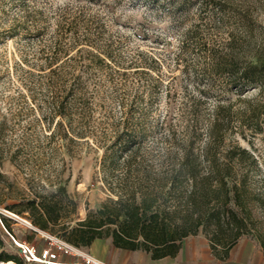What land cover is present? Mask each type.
Listing matches in <instances>:
<instances>
[{
  "label": "trees",
  "instance_id": "16d2710c",
  "mask_svg": "<svg viewBox=\"0 0 264 264\" xmlns=\"http://www.w3.org/2000/svg\"><path fill=\"white\" fill-rule=\"evenodd\" d=\"M93 43L89 36L74 38L77 46L72 58L78 72L71 84L63 78L54 101L58 119L54 125L49 121L45 137L54 153L61 148L71 152L81 141L95 140L104 151L101 170L107 198L78 220V201L56 176L47 178L48 182L32 181L29 191L15 196L13 202L0 199V204L26 217L32 230L61 235L79 247L112 235L115 246L144 249L153 258H162L176 255L188 235L203 231L216 255L227 257L249 231V173L243 163L253 157L248 148L227 143V138L246 127L264 129V52L250 57L245 45L234 38L210 48L206 69L225 74L231 84L214 97L205 87L189 91L178 112L152 116L149 103L158 96L163 77L136 60L131 62L135 65L121 66L111 50L94 49ZM68 64L58 65L64 70ZM93 67L106 70L114 83L130 76L137 80L134 92L121 95V115H108V125L100 127L91 122L95 93L84 76ZM232 86L235 100L228 96ZM250 89H257L256 94L250 96ZM8 151L0 142V196L7 181L1 163ZM20 152L18 148L9 158L24 167ZM0 217L13 234L9 218L2 211ZM9 238L0 223V262L28 264L6 251Z\"/></svg>",
  "mask_w": 264,
  "mask_h": 264
},
{
  "label": "rangeland",
  "instance_id": "374dc122",
  "mask_svg": "<svg viewBox=\"0 0 264 264\" xmlns=\"http://www.w3.org/2000/svg\"><path fill=\"white\" fill-rule=\"evenodd\" d=\"M78 36H89L94 49L111 50L121 66L135 65L131 62L136 60L159 73L164 84L149 103L150 114L158 116L167 110L178 112L189 91L205 87L214 97L231 84L225 74L206 69L210 48L234 38L245 45L248 56L263 54L264 0H0V142L9 150L1 163L7 181L2 183L0 199L13 202L15 196L29 191L32 181L48 182L47 178L58 176L77 199L75 215L80 220L108 196L101 170L104 151L91 139L71 152L61 148L54 153L45 137L49 121L54 125L58 119L54 101L63 78L71 84L78 72L72 58ZM84 56L89 60L87 52ZM64 61L69 64L63 70L58 64ZM84 76L95 93L91 122L108 125V115H121V95L134 92L137 80L130 76L114 83L106 70L96 67L87 68ZM234 88L228 92L232 100L237 96ZM256 92L250 89L248 94ZM231 142L248 148L255 158L247 157L243 163L249 173V231L239 243L248 241L264 261V129L235 131L227 138ZM18 148L24 167L9 158ZM0 211L9 218L17 238L39 242L29 232L26 217L13 213L5 203ZM40 238L44 244L46 239ZM5 248L20 256L11 237Z\"/></svg>",
  "mask_w": 264,
  "mask_h": 264
},
{
  "label": "crops",
  "instance_id": "0c3cea01",
  "mask_svg": "<svg viewBox=\"0 0 264 264\" xmlns=\"http://www.w3.org/2000/svg\"><path fill=\"white\" fill-rule=\"evenodd\" d=\"M28 229L30 233L35 234V239H39L37 243L40 247L46 243H40L42 231L36 232L31 226ZM83 247L95 257L110 264H264L260 251L246 240L230 249L227 257H219L212 249L210 238L203 231L188 235L176 255L162 258H153L144 249L130 250L115 246L113 238L109 236L98 237L90 245ZM58 259L64 264H82L81 258L70 253L60 252Z\"/></svg>",
  "mask_w": 264,
  "mask_h": 264
},
{
  "label": "built area",
  "instance_id": "2783aa9c",
  "mask_svg": "<svg viewBox=\"0 0 264 264\" xmlns=\"http://www.w3.org/2000/svg\"><path fill=\"white\" fill-rule=\"evenodd\" d=\"M24 221L31 225L28 220L25 219ZM0 223L17 246L20 256L25 258L28 263L64 264V262H60L58 259L59 253L64 252L81 258L82 264H110L56 234L42 232L43 237L46 239V243L40 247L39 244L33 240L19 239L9 232L1 217Z\"/></svg>",
  "mask_w": 264,
  "mask_h": 264
},
{
  "label": "bare ground",
  "instance_id": "6f19581e",
  "mask_svg": "<svg viewBox=\"0 0 264 264\" xmlns=\"http://www.w3.org/2000/svg\"><path fill=\"white\" fill-rule=\"evenodd\" d=\"M0 264H17L14 261H1Z\"/></svg>",
  "mask_w": 264,
  "mask_h": 264
}]
</instances>
